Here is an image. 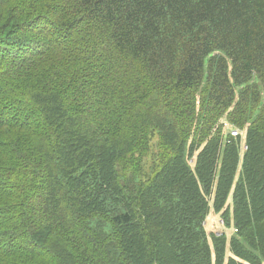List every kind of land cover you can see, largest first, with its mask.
<instances>
[{"label": "trees", "instance_id": "1", "mask_svg": "<svg viewBox=\"0 0 264 264\" xmlns=\"http://www.w3.org/2000/svg\"><path fill=\"white\" fill-rule=\"evenodd\" d=\"M0 264H264V0H0Z\"/></svg>", "mask_w": 264, "mask_h": 264}, {"label": "rangeland", "instance_id": "2", "mask_svg": "<svg viewBox=\"0 0 264 264\" xmlns=\"http://www.w3.org/2000/svg\"><path fill=\"white\" fill-rule=\"evenodd\" d=\"M206 229L208 233H217L218 235L220 233H225L228 238L232 237V235H235L234 228H227V226H225L222 222L221 216L215 213H211L208 217ZM229 255L231 256L230 253H228V256Z\"/></svg>", "mask_w": 264, "mask_h": 264}, {"label": "built area", "instance_id": "3", "mask_svg": "<svg viewBox=\"0 0 264 264\" xmlns=\"http://www.w3.org/2000/svg\"><path fill=\"white\" fill-rule=\"evenodd\" d=\"M238 133L236 131L233 132V135H237Z\"/></svg>", "mask_w": 264, "mask_h": 264}, {"label": "clouds", "instance_id": "4", "mask_svg": "<svg viewBox=\"0 0 264 264\" xmlns=\"http://www.w3.org/2000/svg\"><path fill=\"white\" fill-rule=\"evenodd\" d=\"M223 222V221H222Z\"/></svg>", "mask_w": 264, "mask_h": 264}]
</instances>
